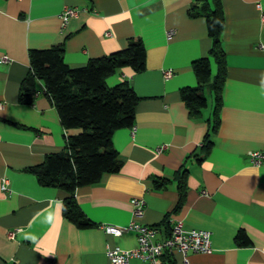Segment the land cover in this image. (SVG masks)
<instances>
[{"label":"crops","instance_id":"1","mask_svg":"<svg viewBox=\"0 0 264 264\" xmlns=\"http://www.w3.org/2000/svg\"><path fill=\"white\" fill-rule=\"evenodd\" d=\"M221 3L225 78L213 130L212 56L211 77L202 84L206 106L191 113L180 95L198 85L193 61L211 48L203 1L0 0V264H115L106 249L135 248L137 236L113 235L103 225L126 226L134 197L145 200L140 220L158 228L156 240L176 221L211 232V251L188 252V264H264V159L256 163L249 156L264 152V0ZM65 6L77 14L63 24ZM137 38L145 68L119 69L106 78L108 86L129 81L139 97L135 121L112 135L119 170L75 190L94 223L80 228L63 215L67 193L41 185L28 170L79 131L62 127L40 80L34 101H19L29 50L62 45L64 61L75 67ZM166 69L173 70L168 78ZM206 136L213 142L208 153ZM2 177L10 191L1 189ZM239 232L246 244L238 242ZM172 255L180 264L182 254ZM130 264L143 262L132 258Z\"/></svg>","mask_w":264,"mask_h":264},{"label":"trees","instance_id":"2","mask_svg":"<svg viewBox=\"0 0 264 264\" xmlns=\"http://www.w3.org/2000/svg\"><path fill=\"white\" fill-rule=\"evenodd\" d=\"M205 9L211 48L206 56L193 61V70L198 79L196 87L181 89V98L191 113L205 107L207 99L202 84L211 77L210 57L217 64V74L211 89L216 106L213 130L218 124L222 83L225 78L222 32L225 15L221 0H201ZM62 45L29 50L30 71L20 84L19 101L31 104L38 92L36 82L40 80L44 93L55 106L64 129H79L66 136L63 150L47 154L39 164L28 168L43 186L57 187L67 196L63 201V215L80 228L94 223L81 210L75 190L98 182L106 173L117 172L121 161L113 146L112 135L122 127H131L135 121V109L139 97L128 80L108 86L106 78L115 71L130 68L134 72L145 68V47L141 39L129 40L126 47L107 55L94 57L81 66L72 67L64 61ZM213 142L206 136L203 150L208 153ZM162 184L156 181L155 186ZM180 196L185 193L184 182L180 184ZM171 229V228H170ZM170 232V230H169ZM169 232L167 234H169ZM240 244H246L243 233L237 234ZM165 258L174 264L171 254Z\"/></svg>","mask_w":264,"mask_h":264},{"label":"built area","instance_id":"3","mask_svg":"<svg viewBox=\"0 0 264 264\" xmlns=\"http://www.w3.org/2000/svg\"><path fill=\"white\" fill-rule=\"evenodd\" d=\"M259 7V4H257ZM77 14L75 7L65 6L60 14L62 23L65 24L69 18ZM264 17V15H263ZM6 61V56L2 57ZM172 69L164 70V77L168 78L172 75ZM134 130V127H132ZM249 156L253 162L259 163L264 159V152L250 151ZM1 189L10 191L8 178H1ZM132 218L126 226H117L111 224L103 225L106 232L113 235H121L125 231H134L137 236V246L130 249H122L120 247H108L106 254L109 260L115 264H130L132 258L140 259L143 264H170L165 258L166 254L178 251L182 254L180 264H188V252H210L211 251V232L205 229L186 228L181 221H176L169 234L163 239L156 240L158 228L141 222L145 210V200L140 197L131 199ZM10 236L13 232L9 233Z\"/></svg>","mask_w":264,"mask_h":264}]
</instances>
